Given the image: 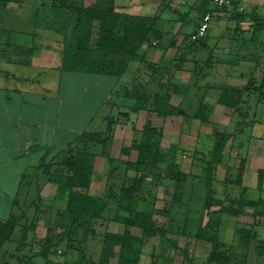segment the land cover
Returning a JSON list of instances; mask_svg holds the SVG:
<instances>
[{
  "label": "rangeland",
  "instance_id": "374dc122",
  "mask_svg": "<svg viewBox=\"0 0 264 264\" xmlns=\"http://www.w3.org/2000/svg\"><path fill=\"white\" fill-rule=\"evenodd\" d=\"M69 1L81 5V2L85 0ZM205 1L208 2L207 0H114L115 10L127 15L132 24H137L141 19L147 23L159 16L158 19L156 18L158 21H155L157 29L154 30V34L148 41L150 44L147 45L158 48L168 47L172 50L159 63L147 60L156 65H146L143 61L147 59L146 51L142 47L136 49L129 37L118 46L116 45L117 49H115L114 43L110 44V48L103 49L101 57H99L101 62L104 59L107 60L106 74L115 75L119 82L114 84L112 95L107 98L109 104H105L99 114L96 113L90 130L108 132L107 126L111 125L112 137L115 141L109 151L111 157L116 161L109 163L99 159L95 164L90 186L79 188V190L94 197H105L108 201V208L103 217L93 223L92 227L79 228L77 235L73 237L70 233L76 225L75 216L73 212L72 214L61 213L66 209L67 192L62 198H57V185L50 186L48 191L43 194L48 196V199L42 197L40 210L35 212L34 206L37 203L40 205L41 194L38 196L37 189L35 193L28 191L35 190L36 187L30 189L29 181H36V179L29 175L22 177L19 175L21 167L25 166L26 161L0 166V218L6 219L10 213L17 214L24 211L25 207L32 203L29 211L27 210V215L25 214L24 219L19 221V225L16 226L9 241L0 242V264H78L79 262L100 264L105 233L123 234L126 231H130L138 239L144 238V241H139V257L136 264H264V255L256 250L259 246L264 245V211L261 209L262 206L258 209L260 214L255 216L253 207H247L245 213L239 216L216 213L222 204H215L207 211L203 209L204 183L207 184L208 181L206 165L216 140V131L234 135L238 133L237 136L231 135L232 137L230 136V139L227 140L222 153V162L211 177L213 178L212 189L216 190V198L225 201V204L228 202L227 199L238 198L240 195L243 178L238 179V175H240L242 163L240 156H234L235 152L241 150L242 143L247 144L252 136L251 143L258 144L264 153V140L260 142L259 137H256H261L264 129L259 128L255 130L254 134L249 125H246L247 119H241L236 113L232 116L227 111L223 112L221 106L211 114L213 123L212 120L205 122L200 118H194L202 101L216 97L212 95V92L215 94L224 89L226 85L222 87L218 85L227 81L224 79L225 76H235L234 73L239 72L236 70L237 68L234 71L226 65H229L227 63L230 60H241L247 51L241 44L244 39H248L253 34L251 30L241 27L242 24L237 20L227 19V25L219 26L214 18L210 21L208 47L201 49L199 54L197 48H189L188 38L199 22L200 12L197 10V6L200 9L201 4L203 2L205 4ZM94 2L100 1L94 0ZM52 3L53 0H0V51L4 54L3 57L0 55V62L4 63L1 58L9 59L12 56L16 58L19 54L26 59L31 57L29 53L27 54L28 51L22 53L23 51L19 48L15 49L13 43L27 46L26 50H29V47L33 48L35 55H40V59H44L46 54L50 56L46 52L52 50L56 43L59 46L62 43L63 58L66 62L71 60L73 50L77 48L79 40L86 49L99 45L101 35L96 31L97 23L94 22L88 26L84 36L81 37V34L78 32L75 34L73 30V26L76 24L75 17L71 18V15L62 8L60 10L52 7ZM256 3V7L260 8H256V13L254 10L255 15H262L260 17L264 18V0H256ZM177 4L182 6L179 5L178 8ZM210 5L213 6V3ZM252 5V7L255 6V4ZM248 7L253 9L250 4H247ZM244 10H246L245 7ZM255 19L259 22L257 16ZM245 21L251 22L247 25L251 26L254 19H245ZM84 24L85 20L83 19ZM53 25L56 27L65 26V29L56 33L57 31L53 30ZM175 37L181 38L182 40H180L186 43L178 51H175L177 45ZM219 39L231 41L232 46L235 43L236 51H232L231 44H229L231 48L229 46L226 50L222 48L221 52L224 55L214 52L215 45L222 42ZM154 41L159 42L155 45ZM230 50L236 52V56H240L239 59H235L236 56H226ZM212 53L213 56L219 55L220 62L213 59L208 61ZM250 61V63L253 62V60ZM2 63L0 64V83L4 81L2 79L4 78ZM125 63L126 66L123 67ZM39 64L41 63L39 62ZM42 76L45 75L42 74ZM201 76L206 81L205 84L209 85L204 89L199 87V83H204ZM177 85L191 86L185 97H182L181 93L174 92ZM166 91L173 94L171 101L173 103L177 101L178 104L175 105V112L159 118L156 109L159 104L155 103V95L156 93L164 94ZM135 106L139 107V113L133 121L134 127L127 129V114L132 113ZM219 115L221 118L216 122ZM110 118L112 119L110 120ZM148 121L152 123L156 128V133L159 134L157 137L162 150L168 153V162L179 165L185 173L192 174L194 172L199 176L194 180L188 178L183 191L177 188L172 178L162 179V177H154L155 175L144 178L141 184L142 190L138 191L134 198L137 204V209L134 208V210L139 212V218L143 219L138 221L133 216L135 215L134 211L132 215L118 209L117 199L113 195L119 194L122 187L133 186L140 178L135 170L124 163L134 162L137 158V150H133L127 155L123 148L142 138L144 127ZM239 122H243L244 126L238 127L237 123ZM230 142L233 143V152ZM74 146L73 152L88 147V149H93L95 154L101 155L102 145L89 142L87 145L75 144ZM173 146H176L175 150L172 149ZM198 148L205 152L197 153L196 149ZM105 156L103 157L105 158ZM228 157H233V159L228 160ZM113 168L115 170H113L111 178L109 175ZM232 171L234 172L232 173ZM165 174L166 165H161V175ZM40 176L45 178L44 174L42 176V172H40ZM230 178L237 184H228L229 186L225 187L223 183L229 181ZM19 181L22 184H18ZM248 195H251V192ZM262 197L264 199V194ZM15 198L18 202H13ZM32 201L36 202L34 206ZM34 220L36 223L31 225ZM137 222L138 224H136ZM24 224L31 227L27 237L22 241ZM203 226H206L207 229L205 237L195 236L194 234L199 232ZM243 226L254 227L251 246L248 249L239 244L241 236L238 235L237 229ZM147 228L149 231L146 237L144 229ZM50 229L54 232V247L49 251V261L47 262L46 258L38 253L42 250ZM217 240L220 243L219 250L230 257L227 263L221 259L216 262L209 259V255L213 251V244ZM113 249L115 255L111 258L110 264H117L120 246L117 245Z\"/></svg>",
  "mask_w": 264,
  "mask_h": 264
},
{
  "label": "trees",
  "instance_id": "16d2710c",
  "mask_svg": "<svg viewBox=\"0 0 264 264\" xmlns=\"http://www.w3.org/2000/svg\"><path fill=\"white\" fill-rule=\"evenodd\" d=\"M93 1V2H92ZM96 1V0H95ZM100 2H94V0H85L80 4H74L69 0H53L52 7L57 9H64L68 12V14L74 16V22L76 23L73 26L74 33L77 32L81 34V37L87 31L88 26L97 23L96 31L101 35V41L98 43L97 47H88L87 49L84 47V44L79 40V44H77V48L73 50L72 58L69 62L65 61L64 65L70 69L77 71H85L91 73H107V60L104 59L103 62L100 61L99 57H101V53L103 49L110 48V44L114 43L115 49L123 42L124 39L130 37V40L133 42L135 48L142 47L145 43H148L150 37L154 34V30L157 29L155 24L156 16L154 20H150L145 23L142 19L137 24H132L128 16L117 12L115 10L114 0H99ZM208 2L204 6L201 5L200 9L197 10L200 12L199 14V22L196 24L195 29L190 34L188 38V47L196 48L203 47L207 45V40L205 38L192 40L191 36L196 32L199 24L201 23L204 15L206 13H210L213 15L216 13L215 11H226L230 12L232 18L234 17L239 23L246 18L245 13L235 11V7L237 6L236 0H234V11H230L227 7H218L216 6L212 0H207ZM169 3V2H168ZM167 3V4H168ZM210 3L214 4V7L209 6ZM201 15V17H200ZM85 17V18H84ZM83 19L85 20V24L83 25ZM158 21V20H157ZM156 21V22H157ZM89 23V25H88ZM154 23V24H153ZM263 25L262 22H256L255 26ZM69 26V25H68ZM67 26V27H68ZM65 26H60L61 30H64ZM239 28V26H238ZM84 36V35H83ZM188 37V36H187ZM159 41H154V44H157ZM18 47V46H17ZM35 49V48H34ZM29 53H33V48H29ZM136 51V50H134ZM213 53L210 55L208 61H212ZM144 64L154 66L151 62H148L146 59L143 60ZM126 66V63L123 67ZM111 74V73H110ZM113 75V74H111ZM115 76V75H113ZM163 85V84H162ZM164 87V86H163ZM181 88V89H179ZM233 88L224 87L222 89L221 95L219 97V102L227 107L235 108V113L241 117V119L246 120V125L252 124V119L250 117L249 107L245 108L244 105L239 106L240 96L238 91L234 92ZM168 91V90H167ZM165 92L164 94L156 93L155 95V103L159 104L157 109V113L159 116H166L168 113H173L176 111L175 105L172 103L171 98L173 94L171 92ZM189 91V86H175L174 92L177 94H182V97ZM264 95V94H263ZM246 103V102H245ZM137 104V103H136ZM212 106L206 102L202 101L196 111L194 118H200L205 122L210 121V117L212 114ZM139 111V107L135 106L131 112ZM183 113H185L183 111ZM129 115V113L127 114ZM112 117V116H111ZM112 118H110L111 120ZM109 122V121H108ZM116 122V121H115ZM111 123V122H110ZM243 122L237 123L238 127L244 126ZM245 125V126H246ZM108 132H91V133H83L77 138V141L69 146L65 151L59 152L53 159L48 162H44L41 166L42 172L47 176V180L52 181L57 185V198H62L64 193L67 192V205L66 209H64L63 214H72L75 216L76 225L74 230L70 233L75 237L77 235V231L79 228L83 226H87V228L92 227L93 223L103 217L104 212L108 208V201L105 197L100 196H92L88 195L84 192H81L79 188H88L91 183V177L94 173L96 154L93 149L83 148L80 150H76L73 152L74 145H87L89 142H93L95 144L102 145V154L105 156L106 161L109 163L115 162V158H112L110 155L109 148L112 146L113 137H112V128L109 124L107 126ZM237 136L234 134H230L227 132H215V143L213 149L210 152V159L206 165V174L208 177L207 184L204 183V208L206 211L210 209L215 204H222L221 207L216 211V213L221 214H230L232 216H239L240 214H244L247 207H253V215L260 214L259 207L262 211H264V199L261 197L260 199H250L246 198V196L241 193L238 198H229L226 204L225 201H221L216 198V190L212 189L213 178L212 174L215 172V169L219 166L223 159V150L225 148L226 142L230 139V136ZM159 134L156 133V128L152 125L151 122H147L144 127V132L142 133V138L137 141L135 140L130 146H125L123 151L128 155L133 150H137V158L134 162H124L129 168L135 170L139 174V179H137L136 183L133 186H129L128 188L122 187L119 194L113 195L115 199H117L118 209L122 212H128L133 215L134 208L137 209V204L135 203V195L138 191H141V184L143 183V179L150 175H155L154 177L162 179L172 178L174 184L178 189L183 191L184 184L188 181V178L195 179V177L199 176L198 174L192 172L185 173L180 169V166L174 163L168 162V153L162 150L160 146V141L158 139ZM231 136V137H232ZM176 146L172 149L175 150ZM197 153H204L200 149H196ZM242 166L240 167V175H238V179L243 177V171L246 166V159H241L240 161ZM240 163V164H241ZM161 165H166V174L164 176L161 175ZM115 167V165H113ZM112 166V167H113ZM113 170L111 169V173L109 177L113 176ZM115 173V172H114ZM262 176V178H261ZM110 178V179H111ZM260 188H263L264 184V171L260 170ZM192 181V180H191ZM230 185H236V181H225L223 185L225 187ZM239 184V183H238ZM195 195H197L195 193ZM43 199L41 196L39 197L40 205H35L36 202H33L35 212L40 210ZM149 200V198H148ZM154 206V205H153ZM22 210V209H21ZM27 210L20 211L19 213H11L6 219L0 218V242L9 241L10 237L14 233L16 226L19 225V221L24 219L27 215ZM138 213V214H137ZM26 214V215H25ZM135 219L143 220L139 218V212H135L133 215ZM59 219V217H58ZM61 220V219H60ZM36 223V220L32 222ZM187 223V222H186ZM138 224V222L136 223ZM31 226L23 225L22 230V241L28 235L29 228ZM199 232L194 234L198 237H205L206 226L200 228ZM253 226H243L237 229V233L240 237L239 244L244 246L247 249L251 246L252 237H253ZM149 229H144V235L147 237ZM154 232V230H153ZM76 233V234H75ZM212 239V238H211ZM143 240L138 239L137 236L130 233V231H126L123 234H117L112 232H106L105 238L103 241V249L101 254L100 264H110V260L115 255V251L113 247L120 246V252L118 254L117 264H136V260L139 257V241ZM219 240V239H218ZM214 242L213 251L209 255V259L211 261L216 262L220 259L222 261H229V255L223 254L220 249L219 241ZM54 232L52 229L49 230L48 235L45 238L44 246L42 250L38 253L42 257L46 258L47 262L49 261V251L54 247ZM71 241V240H70ZM137 241V242H135ZM258 252L264 255V245L256 248ZM83 255V254H82ZM136 255V256H135ZM78 264H83V262H79Z\"/></svg>",
  "mask_w": 264,
  "mask_h": 264
},
{
  "label": "crops",
  "instance_id": "0c3cea01",
  "mask_svg": "<svg viewBox=\"0 0 264 264\" xmlns=\"http://www.w3.org/2000/svg\"><path fill=\"white\" fill-rule=\"evenodd\" d=\"M236 2L246 8V12H244L247 13L246 20L254 19L251 26H247L251 22H246L245 19L240 22L242 24L241 27L251 30L253 34L248 39H244L241 44L247 50L241 60L229 61L227 59L229 61L227 64L229 65H226V67L229 66V69L234 71L237 68L236 70H239V72L234 73L235 76H225L224 79L227 81L218 86L226 85L225 87L233 88L234 92L238 91L240 96L238 105H244L245 108L249 107L252 119V124L249 127L255 134V130L264 129V24L257 26L254 24L255 16L262 23L264 18L260 17L262 15H255L257 12L256 8H260L256 7V0H236ZM181 4L179 5L182 6ZM247 4H250L253 9L247 8ZM252 4H255V6L252 7ZM179 5L177 4L178 8L180 7ZM201 5L204 6V2ZM212 7H214V4ZM254 10H256L255 13ZM215 12L211 20L215 18L219 26L227 25V19L235 20L230 12ZM53 28V30L57 31L56 33L61 31L59 27L54 26ZM207 38L208 34L206 40ZM175 39L177 41L175 51L184 47L183 44L186 45L185 41H181V38L175 37ZM219 40H222V42H218L215 45L214 52L222 55V48L226 50L228 46L229 48L232 47V51H236L235 43L232 46L231 41ZM13 44H15L14 48H19L23 51L22 53L28 51L26 50L27 46L24 47L18 43ZM229 44H231V47ZM144 45L142 48L146 51V60L153 63H159L164 60L172 50L168 47L158 48L153 45ZM205 47H208V42L203 47H196L198 54ZM232 51L230 50L226 56H236V52ZM0 53L1 57H3V52L0 51ZM46 53L50 54V56L46 54L44 59H40V55L36 56L34 51L29 53L31 56L29 59L24 58L21 54L16 58L14 56L9 59L1 58L4 62H0L4 67V72L2 73L4 81L0 83V166L26 161L25 166L21 167L20 177L29 175L36 179V181H29L30 189L32 190V188L36 187L35 190L28 192L35 193L37 189L38 196L41 194V197L48 199V196L43 195L44 192L48 191L50 186L56 184L47 180V176L41 171L43 160L48 162L59 152L65 151L83 133L100 132L90 130V127L95 120L96 113L99 114L101 108L105 104H109L107 98L112 95L114 84H118L119 81L118 78L116 79L115 76L110 74L77 71L65 67L62 43H60V46L56 43V46H53L52 50ZM239 57L236 56L235 59H239ZM213 60L220 62L219 55L215 54ZM250 60H253V62L250 63ZM7 67L11 70L7 69ZM42 74L45 76H42ZM201 78L204 80L202 76ZM205 83V80L203 84L199 83V87L204 89V87L209 86ZM217 84L214 85L217 86ZM210 85L212 86V84ZM221 92L222 90L215 94L212 92V95L216 97L205 100L212 106V114L216 112L217 107L222 106L223 112L227 111L234 116L235 108L227 107L219 102ZM173 104L177 105L178 102L176 101ZM112 107L114 108V106ZM137 113L139 111L127 115V129L134 127L133 121L137 118ZM157 116L159 118L162 117L158 114ZM105 117L103 118L104 123ZM220 118L221 116L219 115L216 122ZM230 118L232 119V117ZM210 120L213 123V117H210ZM262 133L261 137L256 136L259 137L260 142L264 140V131ZM251 137L247 144L242 143L241 150L235 152L234 156L238 155L241 159H246L247 162L243 171L240 194L243 193L246 198L260 199L264 194V184L263 188L259 186L260 170L264 171V153L258 144L251 143ZM114 141L115 139H113ZM230 147L233 152L232 142H230ZM100 154L96 153L95 164L98 163L99 159H103V162L106 161L101 149ZM231 159L233 157H228V160ZM40 172H42V176L43 174L45 175L44 179L40 176ZM22 182L20 183L19 181L18 184H22ZM249 192H251V195H248ZM13 202H18V200L15 198ZM31 204L25 209L29 211Z\"/></svg>",
  "mask_w": 264,
  "mask_h": 264
},
{
  "label": "built area",
  "instance_id": "2783aa9c",
  "mask_svg": "<svg viewBox=\"0 0 264 264\" xmlns=\"http://www.w3.org/2000/svg\"><path fill=\"white\" fill-rule=\"evenodd\" d=\"M213 3L218 7H227L230 11H234V0H212ZM235 11L243 12L244 13V7L242 5L237 4L235 7ZM212 18V15L210 13H206L199 24L196 32L191 36L192 40H197L201 38H205L209 31V24L210 20ZM250 23V22H249Z\"/></svg>",
  "mask_w": 264,
  "mask_h": 264
}]
</instances>
